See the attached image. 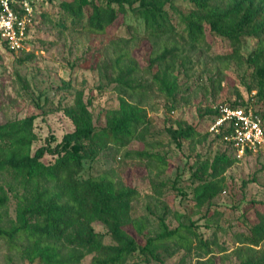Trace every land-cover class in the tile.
<instances>
[{
	"label": "rangeland",
	"instance_id": "obj_1",
	"mask_svg": "<svg viewBox=\"0 0 264 264\" xmlns=\"http://www.w3.org/2000/svg\"><path fill=\"white\" fill-rule=\"evenodd\" d=\"M32 1L36 22L30 35L31 49L15 52L0 45V123L34 114V152L48 142L57 144L74 129L65 108L73 105L78 90L83 91L85 100H91L90 110L98 127L105 125L110 112L119 107L121 96L138 103L145 108L147 120L139 136L125 145L110 143L95 157L85 159L81 176L105 174L120 185L137 188L139 194L130 202L129 215L143 219L145 231L138 233L130 221L125 228L141 246L160 232L161 219L170 228L182 229L181 241L174 238L156 247L164 264H239L235 249L249 233L250 222L257 221L264 211V150L239 158L223 173L222 191L202 203L194 199L199 181L192 173L201 161L213 159L217 152L233 153L228 140L210 130L214 118L202 113L233 101H253L257 92L253 68L246 61L238 63L229 58V40L206 24L205 41L186 51L185 63H178L179 85L174 97H168L154 82L156 66L148 68L160 40L145 32L143 21L135 13L130 12L119 27L118 20L110 31L96 33L76 27L71 18L61 25L62 0ZM175 3L186 12L191 7L189 0ZM137 5L139 0L133 4ZM170 12L177 21V14L172 9ZM257 42L255 37L245 40V57ZM120 58L123 66L137 64L133 75L141 86L135 90H128L116 79ZM180 121L201 133L192 140L183 138L181 147L170 131ZM55 158L47 153L43 160L52 163ZM0 190L7 195L0 209L4 225L9 226L17 219V193L24 189L2 174ZM93 226L105 234L106 242H113L104 222L96 220ZM25 245L16 247L0 236V264H28ZM258 247L264 248V240ZM93 257L94 253H86L75 264H93ZM159 261L138 250L124 264Z\"/></svg>",
	"mask_w": 264,
	"mask_h": 264
},
{
	"label": "trees",
	"instance_id": "obj_2",
	"mask_svg": "<svg viewBox=\"0 0 264 264\" xmlns=\"http://www.w3.org/2000/svg\"><path fill=\"white\" fill-rule=\"evenodd\" d=\"M135 1L62 0L59 22L66 25L71 18L78 28L104 33L118 20V27L124 24L130 12L135 13L143 21L145 32L160 40L161 46L156 51L153 49L148 68L156 66L154 82L168 97H174L179 85L178 63H185L186 51L205 41L208 24L215 33L229 40L232 46L229 58L238 63L246 61L253 68L257 92L253 101H233L207 108L202 114L215 118L224 105L253 106L264 119V0H189L191 7L187 12L175 0H139V5L133 6ZM168 5L177 14V21ZM249 37L257 38L258 42L245 57L242 46ZM121 61L122 58L117 60L116 79L128 90H135L141 86L133 75L137 64L123 66ZM90 104L91 100H85L83 91L78 90L73 105L65 108L74 129L66 132L57 144L48 142L34 152L32 145L37 137L34 114L0 123V175L10 176L24 189L17 193L19 210L14 223L4 225L0 209V236L16 247L26 244L28 264H75L86 253H94L93 264H124L138 250L154 255L159 264H164L156 247L174 238L181 241L182 229L170 228L161 219L160 232L148 237L141 246L137 237L125 228L130 221L138 233L145 231L146 222L129 215L130 202L139 194L137 188L120 185L105 174L86 178L80 174L84 160L95 157L108 144L125 145L139 136L140 127L147 123L145 108L121 96L119 107L110 112L105 125L98 127ZM170 131L179 147L183 138L192 140L201 135L186 121H180ZM230 133L231 128L226 125L215 135L225 139ZM227 144L233 153L217 152L213 159L201 161L192 173L199 181L194 190L198 203L222 191L223 173L241 158L233 143ZM47 153L56 156L54 162L43 160ZM249 153L253 152L246 154ZM6 199L7 195L0 190V208ZM96 220L107 225L113 242H106L105 234L95 230ZM249 229L235 249L239 264H264V248L258 247L264 240V211L257 221L250 222ZM200 242L205 244L202 239Z\"/></svg>",
	"mask_w": 264,
	"mask_h": 264
},
{
	"label": "built area",
	"instance_id": "obj_3",
	"mask_svg": "<svg viewBox=\"0 0 264 264\" xmlns=\"http://www.w3.org/2000/svg\"><path fill=\"white\" fill-rule=\"evenodd\" d=\"M36 22L32 0H0V45L20 52L30 50L31 30ZM228 125L225 139L233 143L238 157L264 150V119L253 106L224 105L211 123V131Z\"/></svg>",
	"mask_w": 264,
	"mask_h": 264
}]
</instances>
